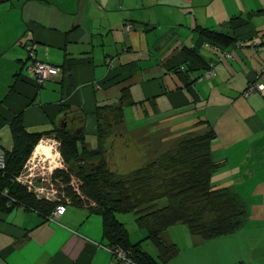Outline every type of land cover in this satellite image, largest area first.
Instances as JSON below:
<instances>
[{"label": "crops", "instance_id": "crops-1", "mask_svg": "<svg viewBox=\"0 0 264 264\" xmlns=\"http://www.w3.org/2000/svg\"><path fill=\"white\" fill-rule=\"evenodd\" d=\"M234 17V25L230 20ZM131 24L128 32L123 27ZM201 29L233 34L224 51L202 43L195 60L209 62V77L184 68ZM36 57L60 67L59 75L34 88L24 43ZM106 59L111 60V68ZM199 63V64H200ZM16 73L15 77L13 74ZM185 74V75H184ZM262 89L242 96L247 84ZM123 91L124 98L120 102ZM128 99V101H127ZM120 103L121 119L111 118ZM110 106L96 114V107ZM68 128L82 118L86 148H95L97 124L110 122L99 138L109 168L131 171L172 149L182 138L214 132L211 157L221 163L210 175L244 201L237 230L208 240L177 222L160 234L177 253L158 264H264V0H8L0 2V148L9 149L7 121L20 113L24 127ZM107 118V119H105ZM56 144L51 148V144ZM57 141L43 136L31 156L58 155ZM134 218V217H133ZM119 219V218H118ZM132 242L158 254L133 221ZM3 264H121L105 248L100 217L69 204L48 220L14 207L0 211Z\"/></svg>", "mask_w": 264, "mask_h": 264}, {"label": "trees", "instance_id": "trees-1", "mask_svg": "<svg viewBox=\"0 0 264 264\" xmlns=\"http://www.w3.org/2000/svg\"><path fill=\"white\" fill-rule=\"evenodd\" d=\"M235 18L230 20V25H234ZM236 41L233 34L201 29L191 47L192 51L186 52L189 55L188 61L184 68L178 70L180 76L190 69V65H197L202 71L196 73L195 79L209 69L210 61L203 66L194 57L200 56L202 43L225 50ZM26 60L29 61L27 55ZM182 78L186 84L190 81L187 75ZM33 85L34 88L41 86L35 85L34 81ZM124 96L122 91L120 102ZM108 108L110 106L96 107V114ZM112 110V120L114 123L119 122L120 103L112 107ZM68 112L65 107H61L60 125L43 131L26 129L20 113L7 121L11 147L0 148V211L8 212L19 206L48 219L57 203L63 204L65 209L69 204L84 207L100 217L105 247L122 250L125 259L133 264H158L172 258L177 248L174 244H165L160 234L177 222L204 240L229 234L244 224L246 206L241 197L227 186H214L210 182V175L221 165L210 154V142L214 137L212 129L200 135L182 138L158 158L125 175H118L109 168L99 142V138L111 125L110 122L106 120L97 124L96 147L88 149L83 136L82 118L75 127L63 125L67 122ZM43 136H52L57 141V151L65 167L53 168L50 173V179L58 180L61 184L57 203L51 198L36 195L25 183L16 179L22 174L25 162ZM70 165L75 166L76 170ZM151 169H161L164 174L156 177ZM73 175L79 182L78 189L82 197L70 185ZM198 198L203 200V206L193 205ZM121 213H132L136 226L145 232L143 239L154 242L158 252L155 258L141 248L140 240L130 241L127 229L117 216ZM109 253L114 259V254L111 251Z\"/></svg>", "mask_w": 264, "mask_h": 264}, {"label": "built area", "instance_id": "built-area-1", "mask_svg": "<svg viewBox=\"0 0 264 264\" xmlns=\"http://www.w3.org/2000/svg\"><path fill=\"white\" fill-rule=\"evenodd\" d=\"M123 29H124V31L128 32L132 29V26L130 24H126L123 27ZM234 45L240 46L241 43H240V41H236L234 43ZM24 48L26 50V55L29 58L28 64L26 65V70L28 73H30V75H32L35 85L40 86L45 81L52 79V78L59 75L60 68L57 65H53L51 63L41 61L36 57L35 44L33 42H27L25 44ZM222 52H223L222 53L223 56H228V54L224 50H222ZM106 64H107L108 68H111V60L110 59H106ZM210 75H211V71L205 70V71H203L201 77L206 78V77H209ZM261 89H262L261 83L256 82V81H251L247 84L246 88L242 92V96L247 97L251 93L256 92V91H260ZM0 165H1V155H0ZM27 174L28 173H24V171H23L22 174H20L19 176L16 177V179L25 183L27 185V187L30 190H32L36 195H42L44 197L49 198L46 195L45 188L41 185H34L33 182L31 181V177ZM64 210H65L64 205L61 203H57L55 205L53 211L51 212V216L48 219L53 220L54 218L60 216L64 212ZM105 248L108 252L111 251V253L114 254L113 257H114V259H116V261L121 262L122 264H133L129 260L125 259V256H124L125 254L122 250L117 249V248H112V250H111V249H109V247H105ZM0 264H3V263H0Z\"/></svg>", "mask_w": 264, "mask_h": 264}, {"label": "rangeland", "instance_id": "rangeland-1", "mask_svg": "<svg viewBox=\"0 0 264 264\" xmlns=\"http://www.w3.org/2000/svg\"><path fill=\"white\" fill-rule=\"evenodd\" d=\"M47 143L51 144V148H53V146L56 145V144H53V142L49 141V140L47 141ZM70 166L73 170H76L75 166H73V165H70ZM53 168H65L62 161H61L59 154L58 155L55 154L54 156L47 157L46 160L35 159V157H32L30 155V157L25 162V167H24L23 171H24V173H28L27 175H29L31 177V181L33 182L34 185L43 186L46 190L45 191L46 195L49 198H51L52 200H54L55 203H57V202H59L58 191H60L58 189H60L61 184L59 183L58 180H51L50 179V173H51ZM127 172H129V171L125 170V171L119 172L118 175H125ZM151 172L154 173V175L156 177L163 176V174H164L161 171V169H159V170L151 169ZM70 185L72 186L73 191H75L76 193H78V195H80V197H82V195L80 194L79 189H78L79 182L74 175L70 179ZM193 205H199V206L202 205L203 206L204 202H203V200L198 198L194 202ZM117 216H118L119 220L122 219L124 221L126 227L132 233V228H133L132 223L134 221L132 213H121V214H117Z\"/></svg>", "mask_w": 264, "mask_h": 264}, {"label": "bare ground", "instance_id": "bare-ground-1", "mask_svg": "<svg viewBox=\"0 0 264 264\" xmlns=\"http://www.w3.org/2000/svg\"><path fill=\"white\" fill-rule=\"evenodd\" d=\"M40 148V145L36 146L34 153H36L38 151V149Z\"/></svg>", "mask_w": 264, "mask_h": 264}]
</instances>
